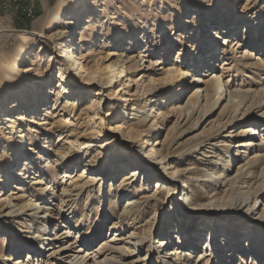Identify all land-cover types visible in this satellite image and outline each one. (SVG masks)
<instances>
[{
    "label": "rangeland",
    "instance_id": "374dc122",
    "mask_svg": "<svg viewBox=\"0 0 264 264\" xmlns=\"http://www.w3.org/2000/svg\"><path fill=\"white\" fill-rule=\"evenodd\" d=\"M59 1L0 0V66L5 65L4 62L10 59L19 46L26 45L30 49L27 55L31 56L29 61L21 63L19 69L27 79V88L35 87L36 100L34 104L28 102L31 92L28 89L24 91L27 92L24 96H29V100H18L21 95L19 91L24 86L0 92V129L13 138H17L18 133L25 135V146L19 163L14 168L5 169L3 174V180L7 183L5 196L11 192H18L17 195H21V191L23 194L33 192L39 201L57 204L62 187L73 190L94 180L84 186L75 206L65 209V221L71 225L77 222L76 232L81 235L80 241L93 252L114 235L117 238L113 245L119 246L126 243L128 235L133 234L135 239L129 240L131 243L126 245L135 247L137 240L142 238L143 248L122 258L123 264H192L198 256L203 257L200 264H206L207 260L209 264H264V259L260 256L261 252L264 253L263 244H255L258 246L254 248L258 251L256 253H252L253 249L243 247L249 234L258 233L256 228L260 229V233L264 232V227L255 222V228H251V221L242 217L250 215V205L227 203L233 208L228 206V211L221 214L220 224L199 219L201 215L192 216L191 234H195L197 239L186 241L187 236L181 231L183 227L188 228V215L183 210L186 203L181 200L185 183L177 180L171 186L167 181L168 175L162 173L149 178L148 174H139L137 180L130 184L134 185L130 195L136 203L130 215L118 220L116 216H103L108 212L109 197L114 196L122 181L125 184L128 182L132 170L129 160L137 158L139 161L149 156L145 153L149 146L166 154V162L171 161L170 167L178 170L193 168L201 172L209 160L218 161L219 154L222 153L216 146L207 148L203 154L201 151L189 153L188 150L196 144L198 138L220 132L227 116L220 106L206 116L196 129L190 128L188 118L192 112V91L186 83L191 79L190 73L204 77L214 72L221 76L223 89H261L256 83L263 78L264 73L259 77L255 74L256 71H248L241 65L239 52L243 48L237 47L236 43L237 37L243 35L249 24L263 21L261 26L264 32V18L261 17L264 15V0H70L75 9L67 11L63 16L67 27L65 26L61 39L63 44H71L69 59L60 57V51L57 54L56 51L61 49L58 41L53 40L55 48H47L52 44L50 40L55 32L50 24L51 14ZM26 9L27 15L23 14ZM119 9L125 14H121ZM234 34H237L236 37ZM39 35L42 37L39 38ZM221 39H227L226 43L222 44ZM255 42L264 44V33ZM262 53L264 58V48ZM78 54L84 56L79 64L89 74L97 72L103 78L109 63L121 61L126 63L125 66L130 71L112 88L103 89L75 73L77 84L80 85H71L69 82L66 90L72 87L74 94L62 95L59 93L62 89L60 70L76 61ZM177 69L187 72L184 84L181 80L168 83L167 76H171ZM42 90L46 92L45 96L41 95ZM124 93L132 103L138 102L135 99L145 102L144 113H140L143 117L134 118L129 114H136L135 111H129L132 108L138 110L135 109L136 105L123 109L125 116L122 121H119V117L109 115L115 108L113 104ZM150 98L153 102L148 101ZM67 101L72 104L70 108ZM17 102H20L19 107L12 109ZM110 105L113 107L110 108ZM250 114L247 120L255 121L258 129L252 136L254 144L246 153V158L240 160L237 166L243 174L258 166L254 171V175H258L264 165V146L259 145L264 144V116L259 117L254 112ZM22 116L25 118L19 121ZM145 116L148 117L147 120H143ZM37 121L44 122L37 126ZM238 123L226 127L220 137L231 140L233 151L238 140L229 139L226 135L239 130L241 124ZM10 125L13 126L12 130L7 129ZM92 136H96V139H93L88 154L84 156L81 144H85ZM178 148H183L185 153L177 156ZM237 150L240 154L244 151L240 147ZM57 151L69 153L73 158L78 155L77 161H80L71 166L64 178L65 165L54 155ZM118 154L123 156L117 157ZM105 156L112 162L114 171H106L105 176L91 175L94 172L86 170L84 160H100ZM6 159L10 164L11 159L8 156ZM152 160L156 162L157 158L152 157ZM251 160H258V164L250 162ZM26 164L28 169L32 164L35 169L29 170V179L19 183L18 171ZM166 171L168 174L169 170ZM35 175L52 191L35 192L32 187V177ZM17 184L20 190L14 189ZM174 186L175 193L169 194L168 189ZM122 188L123 185H120L119 193ZM152 193L155 194L154 197L150 196ZM262 195L259 198L261 205L264 204V187ZM121 208L122 201H119L116 208L112 207V213L118 215ZM255 209H259L258 206ZM260 215L257 217L264 220V215ZM231 219L235 222L229 224ZM4 220L8 223L0 220V264H13L14 260L4 259L10 254L15 256L19 246L25 250L22 255H17L21 256L22 263L45 264L43 258L41 261H34L35 251L40 247L24 241L18 235L20 229L13 217ZM239 223H243V226H237V229L236 225ZM113 224L117 226L110 230ZM212 228L218 233L215 235V247L210 248ZM234 229L242 234L239 243L242 249L236 247L232 250L234 245L226 243L233 240L230 234ZM163 241L165 243L161 245ZM28 248H31L28 252L34 251L30 256L26 255ZM237 249L241 254L236 253ZM163 250L165 252L161 253ZM172 250L177 256H172ZM148 252L150 255L144 262ZM138 256L140 258L137 260Z\"/></svg>",
    "mask_w": 264,
    "mask_h": 264
},
{
    "label": "bare ground",
    "instance_id": "6f19581e",
    "mask_svg": "<svg viewBox=\"0 0 264 264\" xmlns=\"http://www.w3.org/2000/svg\"><path fill=\"white\" fill-rule=\"evenodd\" d=\"M71 9H75V7L70 0H60L57 3L50 19L51 27L55 29V32L53 38H51L52 40H50L52 44H49L47 47L48 50L55 48V45H53V40L58 41V45H60L61 49H58L56 52L59 55L60 51L62 53L60 57L66 59L70 58L72 50L71 44H63V42L61 41L63 35L62 32L65 30V26L67 27V23L63 22V16L67 11ZM119 12L121 14H125V12L121 9H119ZM261 17L264 18V15H262ZM261 25L263 26V21L259 24L255 23L247 25L243 35L241 37H237V41L240 43L236 41V44L238 45L237 47L243 48V50L239 52V62L248 71L250 69L256 71L255 74L259 77L264 73V58L262 53L264 44H256L255 41L257 38L261 37L262 33H264ZM68 30L70 31L69 28ZM260 30H262V33L260 32ZM236 35L237 34H234V37H236ZM71 36L72 35L69 36V39L71 38ZM38 37L41 38L42 36L39 35ZM229 37L230 36H228V38ZM221 41L222 44H225V41H227V39H221ZM259 47H261L262 49H259ZM29 52L30 49L23 44V46H19L15 50V52L11 55L10 59L6 61V63L4 62V66H0V92L7 88L10 91L15 89L17 90L19 87L24 86L22 90L19 91L21 95L19 96L18 100H26V102L27 100H29V96H24L27 93L24 91H27L28 89V92L31 91L29 92L30 100L28 102L34 104V102L36 101L34 98L35 87H32V89L27 88V79L24 76V72L19 69L23 62H27V60L29 61V56H31V54L27 55V53ZM83 57L84 56H81L80 54L76 55V61L74 60V62L70 63L69 66H65L64 70H60L59 78L61 82L60 86H62V89L59 93H61L62 95L69 96V94H74V91L71 89L72 87L67 90L66 88L69 82L70 84H77L78 78L76 77L75 73L81 74L82 78L86 79L90 83L98 85L101 89H103L104 87L112 88V86L117 83L119 79H121L122 77H126L128 72L130 71V68L125 66L126 63L124 61L117 63L112 62L107 65L106 73L102 78L100 73L97 72L96 74H89L86 69H84V67L79 64V61ZM30 62V65H32L33 60H31ZM185 75H187V72L181 69H177V71L175 73H172L171 76H167V80L169 81L168 83L178 80H181V83H183L185 81ZM189 76L191 77V79H189L186 85H189V89H191L192 91L190 96V101L192 103V112L190 111L191 114L188 118V122L191 123L190 128L196 129L197 126L201 122H203L206 116L213 113L220 106H222L224 114H226L227 117L226 121L220 128V132L211 134L207 137L198 138L196 144L192 148H190L188 152L194 153L197 151H201V154H203L207 148L216 146V148H219L222 153L219 154L218 161L215 162L209 160L208 164H206L204 170L201 172L193 168L178 170L176 167H170V165L172 164L171 161L166 162V154H162L160 150H156L153 146H149L148 150L145 152L146 155H149L145 156L147 158H141L140 156L141 159L139 161L137 158L129 160V166L132 167V170L130 171V177L128 179L126 178L128 182L126 180L127 183L125 184L124 181H122L120 184L123 185L121 193L118 192V188L120 187L119 185L116 189L117 191L113 194L114 196L109 197L108 212L103 216H109L110 218L112 216H116V220H118L122 217L130 215L136 207V203L132 201V196L130 195V193L134 189V185L130 184L134 183L137 180L136 178L139 174H148L149 178L156 177V174L162 173L163 175H168L167 181L171 184V186L177 180H181L183 183H185V188L183 189V196L181 200L186 203L183 210L186 215H188V220L186 221L188 228L185 229V227H183V230L181 231L185 236H187L186 241H196L197 239L196 236L194 237L195 234H191V231L193 230L191 220L193 219L194 215H196V217H199L198 215H201L199 219L205 221L210 220L213 224H220V222H222L221 214H224L226 213L225 211H228V206H230V209L233 208L230 204L239 205L240 203V205H250V209L252 210L250 212V215H242V217H246L245 220L251 221V224L249 225L251 228H255V222L261 225V227L263 228L264 220L258 218L257 216L258 214L264 215V204L261 205V201L259 200V198L263 196L264 165L259 170L258 175H254V171L258 166H255L253 168V165V169H251L252 171H247L243 174L240 173L241 168H239V166L237 165L240 160H244L246 158V153L250 151L251 146L254 144V139L252 136L258 129L255 121L247 120L248 118H250L249 114L254 112V114L258 115L259 117L264 116V76L261 80L258 79L256 83L257 86L261 88L258 91H245L240 88L231 90L227 87L226 89H223L224 86L221 83V76H217L214 72H210L204 77H200L199 75H195L194 73H190ZM31 86L33 85L31 84ZM45 94L46 92L42 90L41 95L45 96ZM152 98L148 99V101L151 102ZM135 100H137L138 102L132 103V101L127 98L124 93V96H122L120 100L113 104L115 108L111 112H109V115L115 116L116 118L119 117V121H122L124 119L123 117L125 116L123 115V109L127 108L129 105H136L135 109L138 110H133V108L130 110L128 109L129 111H135L136 114H133V112H131L132 114H129L134 118L143 117L144 115L140 113H144L142 111L145 109L146 104L145 102H139L138 99ZM66 104H68L69 108L70 106H72L70 101H67ZM18 105H20V102H17L12 109H17L19 107ZM113 105H110L109 107L111 108L113 107ZM23 118L25 117H20L19 121H21ZM147 119V116L143 118V120ZM241 120H244V122H241ZM43 122L44 121H37V126H41ZM235 123H238V125L241 124L239 126V130L230 132L231 134H228V136L226 135V137H228L229 139L235 138V140H238L236 141L237 145H235L236 149L233 151L231 150V140L227 141L226 139H222L220 137L223 135V131L226 127L233 126ZM7 129L12 130L13 126L10 125ZM24 138L25 135L22 133H18L17 138H13L5 134L4 131L0 129V220L3 223H8V221L4 219L13 217L17 228L20 229L18 235H21L24 241H29L31 244H36L40 247L39 250L35 251V262L39 260L41 261V259L43 258L45 264H123L122 258H124L126 255H130L132 253L135 254L137 250H142L144 244L142 238L140 240H137L138 242L135 243V247L129 246V244L126 245L127 243H131L129 242V240L131 241L135 239V235L132 234L128 235L126 243H122L119 246L113 245L115 244L114 242L117 238V235H114L112 238L100 245V247L95 252H93L90 248L82 244V242L80 241L81 235L79 232H76L78 230L77 222L76 224L71 225L65 221V209H67L66 207H70V209L73 208L78 197L82 194L84 186L93 183L94 180H90L91 182L83 184V186L75 187L73 188V190H70L67 187H62L58 197L59 202L57 204H53L52 201L41 202L35 197L34 194H32L33 192L31 194L29 192L23 194V191H21V195H17L19 194L18 192H11L10 194L5 196V193L7 192V183L3 180V174H5V169L9 167L14 168L19 163L22 148L25 146V143H23ZM93 139H96V136H92L91 139L85 144H81V149L83 150L84 156L88 154ZM247 139L249 141H247ZM259 145L261 147L264 146L263 143ZM239 147L244 150L242 154H240V152L237 150V148ZM183 150V148H178V152H176L177 156L185 153L183 152ZM54 155L60 158L62 163H64L65 165L63 168V178L67 177V172L71 170L72 165H77L78 163H80V161H77L78 155L73 158L69 153L64 154L62 151H57ZM241 155L243 156L241 157ZM7 156L11 159L10 164L6 162ZM122 156L123 155L121 154L117 155V157ZM150 156L151 158H149ZM152 157H156L157 161H153ZM257 161L258 160H251L250 162L257 163ZM84 162L86 170H90L91 173L94 172L91 175L96 174L97 176H105L107 175L105 173L106 171H114V166H111L112 162L108 160L107 156L101 158L100 160L90 159L87 161L86 159L84 160ZM250 162H247V164H249ZM219 164H221L220 167L218 166ZM34 169L35 167L33 164L30 169H28L27 164L26 166L24 165L23 168L18 171L19 183H23L26 179H29L28 172L29 170ZM166 169L169 170L168 174L166 173ZM242 172H244V170ZM32 179V187L35 188V192L39 191L41 193H45L50 190L49 186H44L45 184H43V182L39 179L38 175H35V177H32ZM18 186L19 185L17 184V187L15 186L14 189L20 190L21 188ZM109 192L111 195L112 192L110 190ZM168 193H175V186L171 189H168ZM150 196L154 197L155 194L152 193ZM2 197L4 198L1 199ZM119 201H122L123 208H121L118 215H114L112 213V207L114 206V208H116V204ZM256 206H258L259 209H255ZM205 221L204 223H206ZM233 222H235V220L231 219L228 223L230 224ZM116 226L117 224H113L110 230H114ZM237 226L241 227L243 226V223H239V225H236V228ZM22 228L24 229V231ZM237 229H234L230 234V238L233 240L229 242L226 241L227 245H234L232 246V250L236 247L239 249H242L244 247L253 249L252 253H256L258 251L254 250V248L258 246H256L255 244L261 243L264 245V232L260 233V229L256 228L258 233L249 234L250 237L245 242L246 244H242L243 247L240 248L241 246H239V243L241 242L240 240L242 238V234ZM189 232L190 234L187 235V233ZM22 233L25 235L23 236ZM211 233L212 235L209 245L210 248H213L215 247V235L218 232L215 233L214 228H212ZM253 241L255 242L253 243ZM164 243L165 242L163 241L161 245H163ZM181 245H183V243H181ZM239 249L236 250V253ZM17 250L18 251L14 254L15 256H13V254H10L5 256L6 259H3L7 261L14 260L15 262L13 264H27L22 263V261L20 260L21 256H17L19 254L22 255L23 251L25 250H23L20 246ZM29 250L31 251V248L26 249L27 252ZM164 252L165 250H163V252L161 253ZM33 253L34 251L28 252L26 255L30 256ZM170 253L173 254L172 256H177V253L174 250L170 251ZM244 253H247V251ZM260 254L261 259L263 260L264 253L261 252ZM149 255L150 252L147 253L146 257L144 258V262L147 261V257H149ZM136 258L138 260L140 256ZM202 259V256H198L192 264H200ZM206 264H209L208 260L206 261Z\"/></svg>",
    "mask_w": 264,
    "mask_h": 264
},
{
    "label": "built area",
    "instance_id": "2783aa9c",
    "mask_svg": "<svg viewBox=\"0 0 264 264\" xmlns=\"http://www.w3.org/2000/svg\"><path fill=\"white\" fill-rule=\"evenodd\" d=\"M13 2H15L16 0H12ZM23 14H26V12H27V9L26 10H23ZM27 15V14H26Z\"/></svg>",
    "mask_w": 264,
    "mask_h": 264
}]
</instances>
